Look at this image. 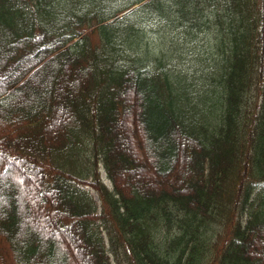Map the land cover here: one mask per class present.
<instances>
[{
    "label": "trees",
    "instance_id": "obj_1",
    "mask_svg": "<svg viewBox=\"0 0 264 264\" xmlns=\"http://www.w3.org/2000/svg\"><path fill=\"white\" fill-rule=\"evenodd\" d=\"M0 264H264V0H0Z\"/></svg>",
    "mask_w": 264,
    "mask_h": 264
},
{
    "label": "rangeland",
    "instance_id": "obj_2",
    "mask_svg": "<svg viewBox=\"0 0 264 264\" xmlns=\"http://www.w3.org/2000/svg\"><path fill=\"white\" fill-rule=\"evenodd\" d=\"M155 36H150L149 38H148V40H149V45L151 46V47H153L154 46V43H152L154 40H155ZM169 44H170V41H169V39L168 38H165L162 42H161V45L162 46H165L166 48L169 46ZM169 58L171 59V60H173V61H175V62H177V64H178V66H182L183 68H188V62H187V58H186V54H185V52H181V50H179L177 47H175L174 45H172V46H170L169 47ZM100 176L102 177V179H103V181L106 183V185L108 186V187H111L110 186V182H109V180L106 178V176H105V172H104V170H103V168H101L100 169ZM90 190V192L92 193V195H93V197L95 198V199H97L98 200V197H97V194L95 193V191L94 190H92V189H89Z\"/></svg>",
    "mask_w": 264,
    "mask_h": 264
}]
</instances>
